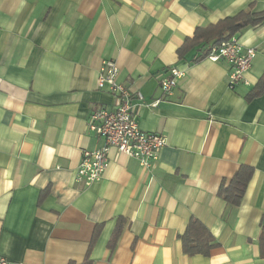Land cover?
Masks as SVG:
<instances>
[{
    "label": "crops",
    "instance_id": "1",
    "mask_svg": "<svg viewBox=\"0 0 264 264\" xmlns=\"http://www.w3.org/2000/svg\"><path fill=\"white\" fill-rule=\"evenodd\" d=\"M250 3L264 9V0H0L1 257L264 264V92L251 95L264 73V20L233 34L256 52L233 88L231 65L201 56L206 45L177 54L196 27ZM107 59L134 94L140 129L163 134L166 144L148 169L111 148L103 177L85 185L75 169L83 151L103 144L89 116L115 105L97 87ZM172 67L184 75L165 94L159 80ZM241 165L253 173L233 206L217 193ZM192 218L217 243L207 255L183 252L180 235Z\"/></svg>",
    "mask_w": 264,
    "mask_h": 264
},
{
    "label": "built area",
    "instance_id": "2",
    "mask_svg": "<svg viewBox=\"0 0 264 264\" xmlns=\"http://www.w3.org/2000/svg\"><path fill=\"white\" fill-rule=\"evenodd\" d=\"M256 52L252 47H243L235 35L219 44L211 45L207 57L213 61L226 60L230 65L228 86L233 88L245 80ZM118 66L111 59L103 60L97 77V87L106 90L115 99L112 109L103 107L93 110L88 119V129L103 139L100 148L83 151L82 159L75 169L74 180L89 185L99 181L109 163L111 148L137 159L148 169L158 159L160 149L166 144L163 134L140 129L134 115L132 99L134 94L117 80ZM184 73L177 68L170 69V75L161 77L160 88L170 94ZM142 99L140 93H136ZM158 100L152 102L156 106ZM0 264L9 261L0 256Z\"/></svg>",
    "mask_w": 264,
    "mask_h": 264
},
{
    "label": "trees",
    "instance_id": "3",
    "mask_svg": "<svg viewBox=\"0 0 264 264\" xmlns=\"http://www.w3.org/2000/svg\"><path fill=\"white\" fill-rule=\"evenodd\" d=\"M253 8V3H250L246 9H242L232 16L224 17L204 27H196L193 35L187 37L184 43L177 49L179 58L185 57L189 49L200 45H206L201 56L207 54L211 45L219 44L229 39L233 34L245 27L260 24L264 20V9L255 11ZM201 56L195 58V60ZM255 88L257 90L252 94L250 93L251 95L264 92V73L258 80ZM252 173V167L241 165L227 184L225 182L221 183L217 193L218 196L228 204L233 206L239 205ZM180 239L183 252L188 255L197 253L207 255L209 250L217 244L212 234L196 218L189 220L186 230L180 235ZM258 244L260 256L264 259V221L261 223ZM68 264H93V262L87 254L81 263L70 261Z\"/></svg>",
    "mask_w": 264,
    "mask_h": 264
}]
</instances>
